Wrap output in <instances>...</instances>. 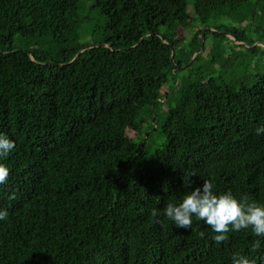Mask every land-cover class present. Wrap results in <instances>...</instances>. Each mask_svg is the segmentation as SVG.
<instances>
[{
  "label": "trees",
  "instance_id": "1",
  "mask_svg": "<svg viewBox=\"0 0 264 264\" xmlns=\"http://www.w3.org/2000/svg\"><path fill=\"white\" fill-rule=\"evenodd\" d=\"M193 7L204 25L236 23L212 33L208 61L203 29L185 57L177 47L188 0H0V132L16 143L0 161V264H232L236 252L264 264L251 229L218 245L202 221L178 229L164 215L192 172V189L211 180L264 203V77L223 74L227 35L254 45L241 27L264 0ZM47 38L57 56L34 48Z\"/></svg>",
  "mask_w": 264,
  "mask_h": 264
},
{
  "label": "clouds",
  "instance_id": "2",
  "mask_svg": "<svg viewBox=\"0 0 264 264\" xmlns=\"http://www.w3.org/2000/svg\"><path fill=\"white\" fill-rule=\"evenodd\" d=\"M257 135H264V125L255 129ZM16 148L14 140L6 133L0 132V161L6 158ZM11 174V168L0 162V185H4ZM197 175L192 172L184 188L189 191L179 204L168 203L164 215L172 221L178 229H192L194 218L209 226L215 235L212 239L216 244L227 242L229 233L251 229L256 239L251 244L252 252L264 251V203L250 199L247 195H236L231 190L218 193L211 180H203L201 186L191 188L190 177ZM158 210L153 209L152 215L157 216ZM9 212L0 208V221H5ZM205 231L199 232L201 239L205 238ZM232 264H257L251 256L236 252L232 256Z\"/></svg>",
  "mask_w": 264,
  "mask_h": 264
},
{
  "label": "rangeland",
  "instance_id": "3",
  "mask_svg": "<svg viewBox=\"0 0 264 264\" xmlns=\"http://www.w3.org/2000/svg\"><path fill=\"white\" fill-rule=\"evenodd\" d=\"M194 0H188V11L189 15L191 16V19L189 22L184 23L179 31H178V38L176 39L177 47L180 49L181 47H184L183 53L180 55L182 57H185L187 51L189 50V43L191 40L194 39L197 32L203 29V33L206 34L208 32V38L206 40V46H203V52H206L203 55V59H206V61L210 60L212 57V48H213V32L218 31L222 32L225 30V26H236V23L231 18H223L220 21H217V23H210V24H202V22L198 19L194 7H193ZM221 26V27H220ZM242 29H246V39L251 40L253 39L255 42L254 45H250L247 42H243L245 46H242L240 41L236 39V37L232 34H228V38L225 39V44L227 46V50L229 53L233 54L234 56V66L230 69H227L226 71L222 70L220 66L215 67L211 72H213V75H219V73H223L226 81L230 82L231 76L234 75H241V73L247 72L250 76V82L253 83L256 81V78H263L264 77V12H258L255 16L251 15L250 18L245 22L244 25H242ZM165 32H167L165 30ZM229 38L233 41H230ZM49 38L45 39L42 42H39L34 48L35 49H41L48 55H56L57 52H59L55 42L53 40L48 41ZM85 41L89 40L88 38H84ZM237 44V45H236ZM258 45V50L249 56L246 52V47H252ZM205 47V48H204ZM33 48V49H34ZM202 48H200L202 50ZM184 72H182V75ZM241 82V80H240ZM169 84H167L163 91L164 93L167 92V88H169ZM162 107H167L166 103H162ZM142 133L135 136L131 135L133 137L137 138V141L142 140ZM147 142L149 146L151 145L153 148H156L160 146L161 139L156 135H152L150 138L147 139Z\"/></svg>",
  "mask_w": 264,
  "mask_h": 264
},
{
  "label": "water",
  "instance_id": "4",
  "mask_svg": "<svg viewBox=\"0 0 264 264\" xmlns=\"http://www.w3.org/2000/svg\"><path fill=\"white\" fill-rule=\"evenodd\" d=\"M160 36L162 37V39L164 40V42L167 43V40H166L165 36L162 35V34H160ZM203 42H204V39H203ZM240 43L243 44V42H241V41H240ZM89 46H91V45H89ZM171 46H172V48H173V56H174L176 51H175V48H174L173 44H171ZM85 48H86V47H85ZM201 48H202V47H201ZM83 50H84V49H82V50L78 53V55H77L76 58H78L79 54H80ZM200 50H201V49H200ZM200 50H197V51H195V52L193 53V56H192V59H191V62H190V63L193 62V60H194L196 54H197ZM202 50H203V48H202ZM76 58H75V59H76Z\"/></svg>",
  "mask_w": 264,
  "mask_h": 264
}]
</instances>
